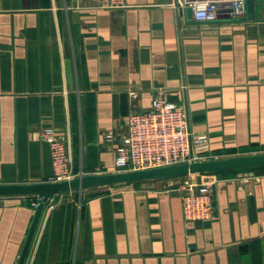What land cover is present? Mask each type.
I'll list each match as a JSON object with an SVG mask.
<instances>
[{"label": "crops", "instance_id": "crops-1", "mask_svg": "<svg viewBox=\"0 0 264 264\" xmlns=\"http://www.w3.org/2000/svg\"><path fill=\"white\" fill-rule=\"evenodd\" d=\"M123 1L0 0V184L49 181L45 126L69 134L75 176L114 171L128 115L159 89L208 136L207 159L264 152V0L213 21L181 0ZM212 177L204 222L184 219L181 177L54 194L25 264H264V167ZM40 199L0 197V264H18Z\"/></svg>", "mask_w": 264, "mask_h": 264}, {"label": "built area", "instance_id": "built-area-1", "mask_svg": "<svg viewBox=\"0 0 264 264\" xmlns=\"http://www.w3.org/2000/svg\"><path fill=\"white\" fill-rule=\"evenodd\" d=\"M103 7L121 8L123 0H100ZM192 10L196 21H213L222 4H227L234 17L247 15V0H181ZM130 94L135 96V91ZM41 139L49 144L53 174L49 181H62L74 177L73 154L69 134L54 127L40 129ZM112 140L111 134L105 135ZM210 143L207 135L193 134L185 105L171 101L159 89L151 106L133 111L127 117L126 134L116 147L114 171L148 169L194 160L207 159ZM205 175H207L206 178ZM211 175V176H210ZM180 180L184 219L191 222L209 221L215 216L214 183L212 174L188 175ZM38 202L34 205L37 206Z\"/></svg>", "mask_w": 264, "mask_h": 264}, {"label": "water", "instance_id": "water-1", "mask_svg": "<svg viewBox=\"0 0 264 264\" xmlns=\"http://www.w3.org/2000/svg\"><path fill=\"white\" fill-rule=\"evenodd\" d=\"M255 8V0H247V13L250 18L255 17ZM66 73L68 84L71 86L72 68L69 58H67L66 61ZM257 167H264V152L194 160L148 169L87 174L81 173L70 179L54 182L44 181L36 183L0 184V197L36 195L41 198L36 206L34 217L18 260V264H25L45 204L54 194L72 190H82L89 187L132 184L163 178L215 174L223 171L252 169Z\"/></svg>", "mask_w": 264, "mask_h": 264}, {"label": "rangeland", "instance_id": "rangeland-1", "mask_svg": "<svg viewBox=\"0 0 264 264\" xmlns=\"http://www.w3.org/2000/svg\"><path fill=\"white\" fill-rule=\"evenodd\" d=\"M112 172H113V171H112ZM179 179H181V180H182V179H184V178H183V177H181V178H179Z\"/></svg>", "mask_w": 264, "mask_h": 264}]
</instances>
